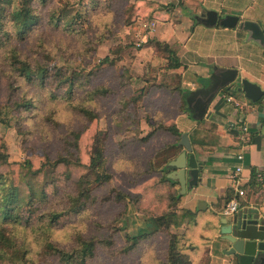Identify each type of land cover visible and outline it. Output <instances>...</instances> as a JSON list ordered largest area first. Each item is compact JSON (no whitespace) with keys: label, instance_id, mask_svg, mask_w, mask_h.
Masks as SVG:
<instances>
[{"label":"rangeland","instance_id":"rangeland-1","mask_svg":"<svg viewBox=\"0 0 264 264\" xmlns=\"http://www.w3.org/2000/svg\"><path fill=\"white\" fill-rule=\"evenodd\" d=\"M46 1L39 5L41 18L38 26L18 44L21 53L28 56L32 63L41 61L50 68L63 69L66 72L81 71L83 74L91 72L87 88L105 84L112 90L109 96L96 99V106V100L92 105L97 107L99 115L97 127L107 133L111 155L107 160L113 165L109 166V170L114 171L115 167L119 168L117 172L114 171V183L95 189L97 201L88 205L80 216L63 219L51 240L60 247H69L77 232L86 238L111 237L113 247L110 249L100 247L92 264H155L154 258L165 256L167 237L164 234L142 239L136 249L127 254L118 252L126 244L125 234L137 235L140 228L150 226L149 217L159 214L167 206L165 185L158 183V175L144 172L149 155L170 139L169 134L160 132L148 143L140 141L151 131L156 122L154 111L151 110V101L159 97L166 102V107L164 106L163 109L170 122L176 118L173 117L175 110L172 108L178 102V98L176 95L169 98L166 95L168 91L159 86L168 87L180 75L184 89L194 90L204 80H199L200 83L197 84L192 80L193 75L190 73L182 76V73L178 72L179 69L173 71L166 69L167 61L160 52L161 48L159 52L155 49L156 40L168 43L172 48L175 46L168 41L170 34L169 31L165 33L163 24L171 19L180 20L187 14L179 12L173 14L174 9H171L170 16H166L163 12L154 19L138 16L132 22L130 21L133 18H130L132 9H129V5L135 4L138 0ZM52 9H65L69 15H76L77 12L84 14L85 33L81 34L77 31L66 33L60 26L57 28L51 26L49 14ZM189 15L192 19L193 13ZM156 21L159 22L158 25ZM183 28L184 26H175L173 29L175 36L181 40L177 45L192 49L202 39V30L196 29L191 34V30L186 29L188 31L185 35L186 31ZM159 29L160 35H158ZM200 46L206 48L201 42ZM106 56L113 60V64L98 66L99 61ZM12 82L16 84L15 86H20L14 96H19L26 90L28 95L40 94V92L36 94L35 89L29 88L25 81L16 78V73L11 72L1 50L0 103L8 99L11 91L9 85ZM51 84H54L53 79H50L45 88L51 89ZM82 91L78 89L77 95H82ZM142 92L145 94L144 99L128 104L126 110H119L122 106L121 100L126 101L130 96ZM42 96L41 99L44 100L33 109L34 117L21 115L23 131L19 132L15 125L5 127L0 124V152L7 153L8 161L19 162L32 154L43 153L54 157L62 150L63 138L69 128L80 129L89 125L78 113L65 109L63 105L54 106L46 99L45 93ZM53 107V120H50L47 115ZM177 120L182 128L184 123L188 124L187 122L192 121L190 118L188 121L186 117ZM7 169L6 165H0V171L4 172ZM57 170L61 171L63 168L59 167ZM48 174L50 173L47 172L46 176ZM90 178L93 179V176L91 175ZM45 180L48 178L45 177ZM58 185L61 188L64 186L62 182ZM112 185L113 188L128 194V197L116 200L114 194L110 192ZM209 216L210 214L202 215L196 219L195 233H201L204 225L209 227L204 233L205 238L197 239V250L201 252L206 246L211 249L214 256L218 254L225 256L216 241L214 230L210 228ZM111 228H118L117 232L112 233ZM29 238L34 250V264H59L57 257H46L41 251L39 254L37 252L39 246L35 240L33 241L32 234H29ZM14 264L29 263L15 261Z\"/></svg>","mask_w":264,"mask_h":264},{"label":"trees","instance_id":"trees-1","mask_svg":"<svg viewBox=\"0 0 264 264\" xmlns=\"http://www.w3.org/2000/svg\"><path fill=\"white\" fill-rule=\"evenodd\" d=\"M45 1L0 0V51L3 50L7 65L10 66L11 72L16 73V78L25 81L29 88L35 89L36 94L40 92L34 96L28 95L26 90L21 95L14 96L20 86H15L14 82L10 83L11 91L8 99L0 103V124L5 127L15 125L19 132L23 131L21 115L34 117L33 109L44 100L41 98L45 93L46 99L54 106L63 105L65 109L78 113L89 125L80 129L69 128L63 138L62 150L54 157L44 153L32 154L22 161L10 162L7 153L0 152V165H6L8 168L4 172L0 171V264H14L15 261L34 264V250L29 234H32L33 241L35 240L39 246L37 252L40 254L41 251L46 257H57L59 264H92L100 247L105 249L113 247L111 237L86 238L77 232L69 247H60L51 239L63 219L80 216L88 205L97 201L95 189L114 183V171L117 172L119 168L115 167L114 171L109 170V166L113 165L107 160L108 156H111L107 133L97 127L99 115L97 107L92 105L94 100L109 96L112 90L105 84L87 88L91 72L83 74L81 71L66 72L63 69L50 68L41 61L32 63L28 56L21 53L18 44L38 26L41 18L39 5L44 4ZM129 6V9H132L130 12V18L133 17L130 20L132 22L138 16L154 19L163 12L166 16H170L173 9L172 6L152 0H138ZM59 10H51L49 14L51 26L55 28L60 26L66 33L73 31L85 33L84 14L77 12L76 15H69L65 9ZM155 43L156 52L161 48L160 52L166 58V69L173 71L183 67L175 49L165 42L156 40ZM100 64H113V60L106 56L99 61L98 66ZM50 79L54 81V84H51L52 88H45ZM207 81L208 79L202 80V85ZM159 87L168 91L166 95L169 98H173L174 95L178 98V102L173 108L171 107L175 110L173 117L188 113L185 102L188 91L184 89L180 75L168 87L166 85ZM78 89L83 90L82 95H77ZM226 89L228 88H224ZM144 95L142 92L130 96L126 101L121 100L122 106L119 110L128 109V104L144 99ZM165 103L159 97L151 101V110L154 111L156 122L151 131L140 141L148 143L160 132L170 136V139L149 155L144 171L158 175V183L165 185L167 206L159 214L149 217L150 226L140 228L137 235L125 234L126 244L118 253L127 254L134 251L142 239L164 234L167 237L165 256L154 258L155 264H209L210 256L207 252L197 259L193 257L195 248L188 241L187 230L194 220L195 213L177 206L180 199L178 184L166 177L169 170L165 169L166 165L182 149L178 144L182 130L178 128L175 119L168 122L163 109ZM96 104L97 100L95 106ZM53 110L54 107L48 115L46 114L50 120H53ZM203 123H205L204 119L199 121L197 127L190 132L192 145H202L198 135L201 128H205L202 127ZM213 128L214 125L210 124L205 130L211 131ZM59 167L63 170H57ZM49 168L53 170H47ZM47 172L50 173L48 176H46ZM91 175L93 179L90 178ZM45 177L48 180H45ZM60 182L64 184L63 188L58 185ZM113 187L112 185L110 192L114 194L116 200L128 197V194ZM261 187L263 182L258 183L256 173H253L249 189L257 192ZM234 194L233 188L228 189L224 196L218 198L217 206H222L224 210ZM240 203H243L242 199ZM117 229L111 228V232L116 233ZM179 229L185 231L179 232Z\"/></svg>","mask_w":264,"mask_h":264},{"label":"crops","instance_id":"crops-1","mask_svg":"<svg viewBox=\"0 0 264 264\" xmlns=\"http://www.w3.org/2000/svg\"><path fill=\"white\" fill-rule=\"evenodd\" d=\"M155 1L163 5L171 4L170 6L174 9L173 14L176 12L187 14L180 20H168L162 27L165 33L169 31L168 41L174 43L173 48L183 64L178 72L182 75L192 74V80L199 84L200 79L209 78L214 68H236L241 78L257 84L262 90L260 98L252 101L233 85L226 90H221L210 103L208 117L204 118L205 123L202 127L207 128L213 124L214 128L211 131L201 128L198 137L202 145L191 144L192 153L197 162L201 164V180L196 186L180 195L177 204L179 208L189 209L195 213L194 220L187 230L188 241L195 248L193 257L197 259L207 252L210 256L209 264H228V256L222 254L214 256L209 247L205 246L201 252L197 250V239H204V233L209 227L202 226L199 234L194 232V227L197 225V217L210 214V228L214 230L216 241L223 251L224 243L221 240L220 228L223 218L228 216L223 214L222 206L218 207L217 202L218 198L224 196L228 189L233 188L232 175L237 166H241V188L246 192L242 198L243 203L240 204L264 212V57L262 52L253 45L244 43L242 39H236L238 35L236 31L224 26L209 28L196 24L189 14L198 13L205 8L217 10L222 14H236L242 19L264 21V0ZM156 24L158 25L159 22L156 21ZM175 26H184L185 35L188 30H191L192 34L196 29H201L203 37L192 49L185 46L178 47L177 43H181V40L173 32ZM160 34L159 29L158 35ZM200 42L206 48L200 46ZM201 86L202 84H199V87ZM181 117H186L188 121H190L189 118L192 120L187 122L188 124H183L184 129L180 127L177 120ZM198 122L193 120L188 113L180 114L175 118L178 128L182 130V133H187L189 140L190 132L197 127ZM244 126L247 127L246 130H243ZM238 155H242V160H238ZM253 173H261L263 176V187L257 192L249 189ZM178 231L184 232L185 230L179 229ZM215 260L217 261L214 262Z\"/></svg>","mask_w":264,"mask_h":264},{"label":"water","instance_id":"water-1","mask_svg":"<svg viewBox=\"0 0 264 264\" xmlns=\"http://www.w3.org/2000/svg\"><path fill=\"white\" fill-rule=\"evenodd\" d=\"M196 24L205 27L224 26L236 31V39L251 44L264 57V21L242 19L236 14H222L214 9L203 8L191 15ZM235 85L244 96L257 101L262 95L260 86L238 75L236 68H214L208 83L185 96L190 117L201 121L208 117V107L224 88ZM178 144L182 150L168 162L165 169H171L166 177L179 184L178 194L183 195L201 180V164L192 153L187 133H181ZM221 240L223 253L229 257L228 264H264V212L257 208L240 206L239 209L222 220Z\"/></svg>","mask_w":264,"mask_h":264},{"label":"built area","instance_id":"built-area-1","mask_svg":"<svg viewBox=\"0 0 264 264\" xmlns=\"http://www.w3.org/2000/svg\"><path fill=\"white\" fill-rule=\"evenodd\" d=\"M228 100H231V98H228ZM247 127H243V130H246ZM238 160H242V155L237 156ZM241 172V166H237L234 170V173L232 175V187L234 188L235 196L227 203L226 207L223 210V214L225 216H230L233 213H235L239 207L241 206L240 204V199L244 198L245 196V190L241 188L242 186V179L240 176ZM256 181L258 183L263 182V176L261 173L256 174Z\"/></svg>","mask_w":264,"mask_h":264}]
</instances>
